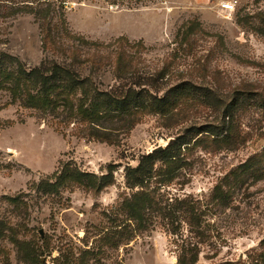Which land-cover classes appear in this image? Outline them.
Returning a JSON list of instances; mask_svg holds the SVG:
<instances>
[{"label": "rangeland", "instance_id": "374dc122", "mask_svg": "<svg viewBox=\"0 0 264 264\" xmlns=\"http://www.w3.org/2000/svg\"><path fill=\"white\" fill-rule=\"evenodd\" d=\"M228 3L231 12L222 8ZM62 25L100 45L125 39L126 57L137 76L154 79L158 97L182 83L195 94L178 108L181 117L149 114L129 130L101 123L109 135H98L107 142L76 121L56 123L64 113L54 122L21 106L6 73L0 75V264H176L180 235L195 238L181 218L166 225L147 215L138 232L118 208L138 191L126 185L125 168L178 137L186 142L178 177L165 187L151 181L148 191L164 201L200 203L207 238L196 264L246 260L264 238V0H0V57L30 70L60 60L59 44L94 52L68 40ZM46 30L55 43L47 48ZM120 49L99 48L104 67L94 79L101 90L118 84L108 56ZM205 94L218 105L207 107ZM227 106L231 117L222 115ZM232 123L240 139L226 146L212 134ZM244 163L236 184L223 187V178ZM66 164L97 176L111 169L114 183L94 193L62 182L57 177ZM218 185L225 194L220 204L212 200Z\"/></svg>", "mask_w": 264, "mask_h": 264}, {"label": "trees", "instance_id": "16d2710c", "mask_svg": "<svg viewBox=\"0 0 264 264\" xmlns=\"http://www.w3.org/2000/svg\"><path fill=\"white\" fill-rule=\"evenodd\" d=\"M242 21L245 22L243 19ZM61 30L68 40L83 42L90 48L95 47L94 52L83 55L69 45L59 44L58 47L55 46V49L60 60L46 59L30 70L24 69L17 59L1 55L0 75L6 73L5 82L12 100L19 102L25 108L52 115L50 120L54 122L64 113L65 117L56 123L61 125V122L66 123L68 119V124L76 121L95 137H100L99 132L109 135L104 133L105 131H100L101 123H119L129 130L145 115H159L169 119L175 115L183 116L182 110L178 108L190 105L185 103V100L194 96L196 89L193 86L182 83L160 98L157 96L159 87L154 79L137 76L135 66L124 53L123 43L127 42L125 39L119 38L111 44L100 45L87 42L82 37L70 35L64 25L61 26ZM49 32L50 30H46L43 35V44L46 48L55 45ZM114 45L121 49L109 55L108 60L113 65L112 74L118 84L109 90H101L94 79L104 67L105 57L98 53L99 48ZM9 66H13L14 69L7 71ZM203 100L207 107L218 103L213 95L204 96ZM259 101L264 108V100ZM231 110L233 109L227 106L222 113L223 117H231ZM235 134L232 123L222 131H215L212 135L217 139L220 138L222 144L232 146L240 139ZM100 138L108 142V138ZM185 143L180 137L173 139L162 150L154 149L151 153L141 156L136 167H126V185L130 190L137 188L138 191L132 193L129 199H124L118 209L125 215V222L130 221L136 224L138 232L144 229L142 224L146 221L147 215L151 218L157 214L162 221H166V225H171L181 218L190 228L188 232L195 235V238L193 242H189L185 240L186 238L181 239L180 235L176 264H196L200 253L199 244H203L207 238V230L202 227V214L198 212H202L198 206L200 203L196 201L197 206L193 207V204L190 206L187 202L189 200L184 198H171L164 201L163 196L157 194L156 190L148 191L147 188L151 181L159 187H165L178 177L183 163V157H180L181 146ZM259 156L264 157V151ZM250 161L251 158L247 160L248 163ZM246 163L229 172L223 178L222 186L226 187L229 181L230 185L236 184L239 174L246 169ZM57 178L62 182L77 184L94 193H100L114 183L111 169L106 174L97 176L82 172L71 164H66ZM222 186H216L212 195V200L218 204L224 200ZM172 228L170 234L178 235L179 231L175 227ZM222 264H264V238L258 247L251 251V255L246 256V260L226 261Z\"/></svg>", "mask_w": 264, "mask_h": 264}, {"label": "built area", "instance_id": "2783aa9c", "mask_svg": "<svg viewBox=\"0 0 264 264\" xmlns=\"http://www.w3.org/2000/svg\"><path fill=\"white\" fill-rule=\"evenodd\" d=\"M222 8L226 12H231L234 9V5L231 3H228V4H224Z\"/></svg>", "mask_w": 264, "mask_h": 264}, {"label": "water", "instance_id": "95a60500", "mask_svg": "<svg viewBox=\"0 0 264 264\" xmlns=\"http://www.w3.org/2000/svg\"><path fill=\"white\" fill-rule=\"evenodd\" d=\"M172 140V139H171ZM164 147H158L157 150H162Z\"/></svg>", "mask_w": 264, "mask_h": 264}]
</instances>
